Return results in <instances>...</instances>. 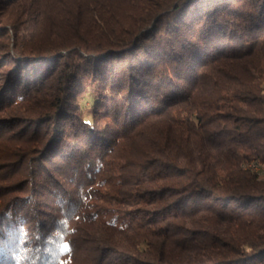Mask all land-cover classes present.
I'll return each mask as SVG.
<instances>
[{"label":"trees","instance_id":"16d2710c","mask_svg":"<svg viewBox=\"0 0 264 264\" xmlns=\"http://www.w3.org/2000/svg\"><path fill=\"white\" fill-rule=\"evenodd\" d=\"M0 115V264H264V0H0Z\"/></svg>","mask_w":264,"mask_h":264},{"label":"rangeland","instance_id":"374dc122","mask_svg":"<svg viewBox=\"0 0 264 264\" xmlns=\"http://www.w3.org/2000/svg\"><path fill=\"white\" fill-rule=\"evenodd\" d=\"M23 86H24V85H23ZM23 86H21L20 89L15 90V91H17V93H20V92H21V94H24V87H23ZM9 88L12 89V84L9 86ZM86 110H87V109H85V112H86ZM2 118H3V116L0 115V119H2ZM4 146H5V143H3V142L1 143V142H0V154L3 153V149H2V148H6V146H5V147H4ZM12 176H13V175H10V178L14 179L15 177H12ZM12 179H10V181H9L10 183L16 181V179H14L13 181H12ZM1 185H4V184L1 183ZM14 194H15V192H14ZM14 194L9 195V196H13Z\"/></svg>","mask_w":264,"mask_h":264},{"label":"built area","instance_id":"2783aa9c","mask_svg":"<svg viewBox=\"0 0 264 264\" xmlns=\"http://www.w3.org/2000/svg\"><path fill=\"white\" fill-rule=\"evenodd\" d=\"M255 167H263V166H259L257 161H249L244 165V168L247 170L253 169Z\"/></svg>","mask_w":264,"mask_h":264},{"label":"bare ground","instance_id":"6f19581e","mask_svg":"<svg viewBox=\"0 0 264 264\" xmlns=\"http://www.w3.org/2000/svg\"><path fill=\"white\" fill-rule=\"evenodd\" d=\"M258 165H259V164H258ZM259 166H261V165H259ZM250 171H252V172H254V173H256V174H260L261 172L264 171V166H263V167H255V168H253V169H250Z\"/></svg>","mask_w":264,"mask_h":264},{"label":"snow or ice","instance_id":"6c2138e0","mask_svg":"<svg viewBox=\"0 0 264 264\" xmlns=\"http://www.w3.org/2000/svg\"><path fill=\"white\" fill-rule=\"evenodd\" d=\"M65 249H67V245H65Z\"/></svg>","mask_w":264,"mask_h":264}]
</instances>
